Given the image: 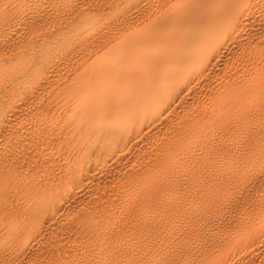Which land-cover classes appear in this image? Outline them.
<instances>
[{
    "label": "bare ground",
    "instance_id": "1",
    "mask_svg": "<svg viewBox=\"0 0 264 264\" xmlns=\"http://www.w3.org/2000/svg\"><path fill=\"white\" fill-rule=\"evenodd\" d=\"M0 264H264V0H0Z\"/></svg>",
    "mask_w": 264,
    "mask_h": 264
}]
</instances>
